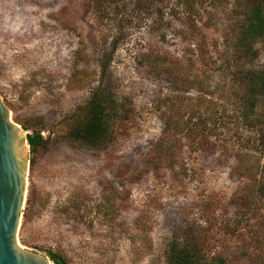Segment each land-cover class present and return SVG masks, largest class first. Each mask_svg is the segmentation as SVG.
<instances>
[{
    "label": "rangeland",
    "instance_id": "1",
    "mask_svg": "<svg viewBox=\"0 0 264 264\" xmlns=\"http://www.w3.org/2000/svg\"><path fill=\"white\" fill-rule=\"evenodd\" d=\"M179 1L148 8L137 0H0V94L15 122L50 137L30 152L18 233L26 248L57 252L67 264H167L178 234L207 238L210 258L261 264L264 209L254 221L240 204L261 177L264 184L258 142L249 151L258 171L237 170L224 151L233 118L217 119L211 152L188 139L160 161L154 152L176 104L209 92L234 109L225 98L240 94L243 68L264 69V38L252 55L237 48L252 0H189L188 8ZM189 79L193 86L184 85ZM100 82L123 111L113 140L68 145L69 117Z\"/></svg>",
    "mask_w": 264,
    "mask_h": 264
},
{
    "label": "trees",
    "instance_id": "2",
    "mask_svg": "<svg viewBox=\"0 0 264 264\" xmlns=\"http://www.w3.org/2000/svg\"><path fill=\"white\" fill-rule=\"evenodd\" d=\"M153 1L137 0L136 4L137 7L148 6L149 8L156 4ZM188 1L180 0L179 3H184L188 8L191 6ZM244 16V23L240 26L237 34V48L249 56L253 54L254 42L258 38H264V0H252ZM110 61L111 59L102 62L103 74L106 73ZM176 81L174 80V82ZM185 81L184 85L186 86L195 84L194 80ZM238 88L241 89L239 95L230 94L225 98V102H230L234 106V109L229 113L227 105H219L216 97L209 92L201 93L193 102H189L190 99H188L181 104H176L175 122H172L174 120L171 119H168L167 123L165 122V135L157 144L154 152L158 161L165 155H174L176 151L171 148L174 146L173 143L181 142L184 139L199 145L200 150L205 148L206 150L210 149L209 152H211L216 147V137L212 129L218 128L217 119L223 117L233 118V121L228 122L223 128L231 137L230 142L225 145L224 151L239 161L237 170H244V166L246 170H253V168L255 170L256 166V171H258L260 160L254 159L249 151L252 149L251 145L257 142V147L259 146L261 152L264 151V69L243 68L238 80ZM171 104L174 105V102ZM122 112L116 95L105 88L103 82H100L93 89L89 99L78 105L69 117L71 125L68 132L64 134L63 140L71 146L81 145L89 149L101 148L113 140L116 123L122 116ZM197 115L199 116L198 122H192ZM171 116L173 115L171 114ZM22 126L25 130L29 129L26 125ZM28 142L31 153L36 154L39 149L47 147L50 137H45L40 132L28 133ZM262 183L261 177L257 189L255 185H252L251 190L241 199L240 203L244 208L253 212L254 221H258V217L255 215L264 209V184ZM260 222L262 224L258 223L259 226L264 229L263 219ZM260 244L262 247L261 264H264V241L260 240ZM208 246L209 242L204 236L203 238L193 236L181 238L180 235L175 234L167 248V264H230L229 256L221 253H216L210 258L207 254ZM47 254L55 264H67L61 254L53 251H48Z\"/></svg>",
    "mask_w": 264,
    "mask_h": 264
},
{
    "label": "water",
    "instance_id": "3",
    "mask_svg": "<svg viewBox=\"0 0 264 264\" xmlns=\"http://www.w3.org/2000/svg\"><path fill=\"white\" fill-rule=\"evenodd\" d=\"M28 132L0 94V264H54L49 256L18 240L32 177Z\"/></svg>",
    "mask_w": 264,
    "mask_h": 264
}]
</instances>
